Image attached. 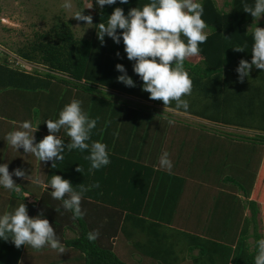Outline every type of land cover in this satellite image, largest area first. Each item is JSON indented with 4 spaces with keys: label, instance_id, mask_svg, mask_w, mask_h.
I'll return each instance as SVG.
<instances>
[{
    "label": "crops",
    "instance_id": "0c3cea01",
    "mask_svg": "<svg viewBox=\"0 0 264 264\" xmlns=\"http://www.w3.org/2000/svg\"><path fill=\"white\" fill-rule=\"evenodd\" d=\"M186 60L193 65H199L203 57L199 54V56ZM233 74H237V72L234 71ZM189 76L192 80V92L184 99H201L199 104H202L205 102L202 98L207 93V81L203 78L201 80L203 83L197 84L198 77L195 73L192 72ZM226 76V78H231L228 77L229 75ZM43 92L45 91L33 92L29 98H25L23 94V97L28 102L38 104L42 114L48 118L49 103H55L56 108L61 94L54 99L53 96L49 98V95L39 98L38 95L44 94ZM109 92L134 99L137 106L129 104L131 107L128 106V108L136 113L141 111L139 106L148 105L154 109L146 118L148 123L130 124L126 120L131 117L127 116L121 123H113L103 138L108 142L109 155L111 154L115 158L130 159L134 163H143L154 168L151 185L148 188L149 193L142 208L139 200L140 187L137 183L141 184V181L144 180L141 178L150 175L149 169L136 165L130 168L128 163L119 162L117 158L110 157L109 165L99 170L89 171L90 162L85 159L86 155L81 153L78 157L73 155L62 167V171L59 170L56 173V175L70 180L77 191L81 187L87 189L81 202L82 209L86 214L82 219L74 220L71 212L63 210L61 201L51 197L52 189L45 187L52 178L51 162H41L40 166L38 164L40 161L35 156L24 153L22 148L18 150L19 152L16 151L5 140L7 133L18 130L19 123L25 120L39 125L34 133L36 142L49 134L46 123L36 124L37 114L34 107L29 108L30 114L24 116L27 111L17 106L21 113L20 115L16 114L14 118L12 115L3 114L0 108V163H8L10 172L21 167L27 174L42 180L43 184L35 185L26 179L13 176L14 181L20 185V191L11 192L0 188V214L14 210L21 202L27 205L30 217H35L42 212L53 226L58 238L66 246V251L68 248H75L68 244L70 241L81 237L82 234L87 235L89 232L98 230L100 235L94 242H97L99 246L111 248L119 260H126L131 264H152V261L149 260L151 257L162 259L163 263L161 264H177L178 260L176 259L183 258L188 259L187 264H238L243 229L245 231V228L248 227L247 235H249L251 226L252 235L254 234V223H248L251 216L248 200L251 199V196L245 195L244 191L241 194L239 189L228 185L229 183L225 181L224 177H220L218 180V176L214 172L204 173L210 170L205 169L207 165L226 162L222 153L215 147V138L230 149L232 157L237 148L245 147L243 141L246 142L247 139L244 138L245 140L241 141L226 137L224 133L218 131L211 133L206 128L202 129V124L229 127H233L234 124L228 120H224L225 123L224 121L208 120L197 113L198 109L195 113V109L191 108L189 101L188 110L177 111L175 102L164 105L160 100H148L118 90L110 89ZM40 99L43 100L42 104L39 102ZM24 102L26 103V101ZM213 103V107H219V105L216 106V101ZM9 106L11 110L12 106L10 104ZM120 109L125 113L123 106ZM160 109L168 116L182 117L185 121L173 119L175 124L169 125L164 121L166 116L163 120L161 119ZM176 128H179L178 133ZM108 129L102 127L101 132L95 131L96 136L92 133L89 143L95 141L96 138L101 141V135ZM156 131L158 132L156 133ZM186 133L191 137L186 139L187 146L183 148L185 145L183 138ZM60 136L64 135L60 133ZM144 138H147L145 142ZM206 147L211 150L212 158L196 159L199 166L195 167L194 173L198 175L193 176L191 172L193 167L190 162L196 156L199 157L201 155L199 153ZM170 150L184 152L186 159L181 157L180 159L188 163L187 172L184 168L177 167L176 161H174L176 156L172 157L171 154L170 159L173 162L171 174L159 168L161 154L165 151L169 153ZM262 161L263 158L257 174L254 175L253 181L255 182ZM78 165L82 168V173L76 171ZM187 176L190 178L189 180ZM228 181L233 183L231 180ZM253 181L248 184V188L254 187L255 182L253 183ZM97 183L100 187H93ZM236 186L238 187V185ZM26 195L28 197H25ZM258 206L259 215L262 218L263 204L258 202ZM131 207L138 208L140 211H131ZM55 209H59V211ZM139 235H146L147 239H137L136 236ZM140 242L142 243L141 250ZM177 242H180V246L176 244ZM135 245L138 250H144L145 254L136 257L135 262H131L125 252L136 251ZM184 248L196 251L197 254L188 253L184 256L182 252L186 251L183 250ZM176 249L179 251H174ZM75 250L77 251L72 252L73 257L69 261L66 251L59 255L47 247L36 251L31 247L23 246L18 264H85V254L78 249Z\"/></svg>",
    "mask_w": 264,
    "mask_h": 264
},
{
    "label": "clouds",
    "instance_id": "9594fccd",
    "mask_svg": "<svg viewBox=\"0 0 264 264\" xmlns=\"http://www.w3.org/2000/svg\"><path fill=\"white\" fill-rule=\"evenodd\" d=\"M117 3L127 5L130 0H95L100 9ZM62 6L71 9V0H64ZM92 7L93 3L88 8ZM83 10L76 12L72 18L93 25V17L84 15ZM243 11L258 22L264 17V0H253L251 4L245 2ZM203 15L201 0H148L140 7L130 8L127 14L122 7H115L111 15L107 16L106 23L98 24L97 38L101 45L105 43V37L111 38L117 45L123 42L126 57L134 62L133 72L142 81V91L149 93V99L160 100L164 105L175 102L177 111H186L189 102L184 97L191 95L192 80L185 70V61L199 56L200 45L207 41L208 25L202 18ZM251 37V62L241 59L235 69L241 81L249 77L253 67L264 70V28L258 27L256 23ZM232 48L243 52L247 45H235ZM117 56H120L119 52ZM19 61L27 66L21 67L27 72L33 69L48 71L42 64H33L24 59ZM115 67L122 73L116 78L118 82L127 87H136L123 64L117 63ZM81 105V101L74 99L64 106L57 119L46 120L44 123L49 134L39 142H36L34 135L39 125H34L30 120L20 122L18 130L7 133L5 140L16 151L22 148L24 153L32 154L40 163L50 161L54 169L58 161L64 160L66 149L79 150L82 153L87 151L85 159L90 162L89 171L102 169L110 164L108 146L100 141L89 143L98 117L90 118ZM168 123L174 125L175 121L170 119ZM62 130L69 138L67 143L60 136ZM159 168L169 174L172 172L173 162L167 151L159 158ZM76 171L82 173L80 165ZM13 176L26 179L35 185L43 184L42 180L27 174L21 167L10 172L8 163H0V188L11 192L20 191V185L14 181ZM45 187L52 189L51 197L61 201L63 210L71 212L74 220L84 217L86 213L81 202L86 188L81 187L77 191L71 181L61 175H52ZM93 187L99 188L100 185L97 183ZM99 235V231L94 230L87 234V238L94 242ZM0 240H10L16 248L28 246L39 251L47 247L59 255L66 251V246L43 213L30 217L27 205L23 202L14 210L0 214ZM254 264H264V238L256 241Z\"/></svg>",
    "mask_w": 264,
    "mask_h": 264
},
{
    "label": "trees",
    "instance_id": "16d2710c",
    "mask_svg": "<svg viewBox=\"0 0 264 264\" xmlns=\"http://www.w3.org/2000/svg\"><path fill=\"white\" fill-rule=\"evenodd\" d=\"M147 2L148 0H130V3L127 5L117 3L116 5L105 6L103 9H100L94 3V12L91 13L87 10L83 11L84 15H91L93 17V26L88 36L77 38L71 30L69 23H63V21H61L56 24L50 33L45 31L41 33L40 38H36L28 47H22L16 50V54L20 58L33 64H42L48 68V71L34 69L31 72H27L25 69H20L21 67H12L6 62L5 58L2 59V57H0V90H15L17 91V96L24 100L23 94L25 91H31L30 93H33L44 91L45 88H49L51 89L49 94L51 96H49V98L53 96L54 99V97H59V94H61L60 89H57L58 84L55 83L58 79L61 83L69 85L68 88L70 89H66L68 93H71L72 89H77L78 91L80 88L81 92H84L90 97L91 113H89V117H98V123L94 129L95 131L101 132L103 126H105L104 129H108L115 122L121 123L123 119L134 111L128 108L126 104L121 105L115 102L113 96L106 95L107 90L113 89L140 98L148 100L153 99H149V93L142 91V81L133 72L134 62L127 59L123 42L121 41V43L117 45L111 38L105 37V43L101 45L97 38L98 24L101 22L106 23L107 16L111 15L115 7H122L125 14H127L130 8L140 7ZM245 2L251 4L253 0H225L224 7H219L215 0H201L204 7V15L202 18L208 25L206 29L207 41L200 45V55L203 57V60L199 65H193L186 60L185 70L190 73H195L196 77H198V79H196V81H198L197 84L203 83L201 81L203 78L207 81L206 96H216L222 91V88L226 86V75H228V73L225 72L226 68L235 71L241 59H246L251 62V33L256 27V23L258 27L264 28V18L255 22L250 14L243 11ZM45 38L48 39L44 41ZM245 44L247 48L243 52H237L232 48L235 45L243 46ZM117 52L120 53L119 57L117 56ZM117 63L125 66L128 74L132 76L135 81L136 87H127L123 83L117 81L116 78L122 74L116 70L115 66ZM54 72L64 74L68 76V78H59ZM252 73L259 76L264 83V70L255 69L253 67ZM221 74H223L224 77H222ZM260 88L264 91L263 86ZM258 90L261 92L260 89ZM102 93L105 95L101 96ZM243 105H246L248 108L247 114H251L252 111L257 112L258 108H263L264 111V96L260 99V105L258 107L251 99L241 102L240 107ZM122 106L125 109V113L120 109ZM197 113L206 117L208 120L221 121L205 113L199 111H197ZM233 124L241 126V123L235 122ZM108 131L109 129L101 135L102 139L100 141L106 145L108 142L103 138ZM253 138L259 144L264 145V134L247 137L246 139L252 140ZM62 139L65 140V143L69 141L67 138ZM81 153L82 152L79 150L68 151L66 149L64 160L58 161L56 168H52L51 177L52 175H56V173H58L57 171H62V167L73 155H77L78 157ZM82 154L88 155V152L85 151ZM110 157L114 156L110 154ZM116 158L119 162L128 163L130 168L136 165L141 168L149 169L150 175L146 178L142 177L141 179L144 180H140L141 184L137 183L138 187H140L139 200L141 201L140 207L142 208L149 193L148 188L149 185H151L154 168L143 163H134L130 159ZM116 158L114 157L112 159ZM230 180L235 184L239 183L235 179L230 178ZM254 182L255 181H253V183ZM242 189L245 195L251 196V199L248 200L251 211L248 223H254V243L251 248L248 244L243 245L249 236L247 235L249 228H245L240 243L238 264H254L256 241L260 238H264V235L257 231V216L260 212L258 202H261L264 207V157L254 188L252 189L246 186ZM130 210L135 212L140 211V209L132 207ZM262 223L264 226V210L262 212ZM68 244L85 254V264H125L123 261L119 260L111 248L99 246L97 242L89 241L87 235L82 234L81 237L75 238ZM22 248L23 246L16 248L10 240H0V250H2V252H0V264H18Z\"/></svg>",
    "mask_w": 264,
    "mask_h": 264
},
{
    "label": "rangeland",
    "instance_id": "374dc122",
    "mask_svg": "<svg viewBox=\"0 0 264 264\" xmlns=\"http://www.w3.org/2000/svg\"><path fill=\"white\" fill-rule=\"evenodd\" d=\"M216 4L219 7H224L225 0H215ZM64 0H0V57L2 59H6V62L11 65L12 67H22V65L26 66L24 62L19 61L22 60L18 57L16 54V50L18 48L22 47H28L32 42L36 40V38H40L41 33H44L45 31L51 32L52 29L56 26L57 23L63 21V23L68 22L70 25L71 30L75 34L77 38L86 37L91 33L92 24H86L84 21H78L75 18H71L76 12L87 10L89 12H94V3L95 0H71L72 8L71 9H65L63 8ZM93 3L92 8L91 7ZM96 5V4H95ZM83 10V11H84ZM264 17H262L260 20H262ZM65 21V22H64ZM83 26V27H82ZM48 39V38H47ZM46 38L44 41L47 40ZM21 65V66H20ZM27 67V66H26ZM23 68V67H22ZM20 68V69H22ZM34 70V69H33ZM32 71V70H31ZM225 72L228 73V77L226 79V86L222 88V91L216 96H208L203 97L205 102L202 104H199L202 100H197L196 98H185L188 99L190 102L191 108L198 109L199 112L205 113L208 116H212L215 118L220 119L221 121L228 120L232 123H241V126L232 125L233 127L229 126H217V125H210V124H202V129H207L208 132H220L224 133L226 137H231L235 139L245 140L246 137H253L257 134H264V111L263 108H258L257 112L252 111L251 114H247L248 108L246 105H243L240 107L241 102H245L246 100H252L257 107L260 105V99L264 96V91L261 90V86L264 87V83L257 76L256 74H253V69L250 72L249 77H246L243 81L238 79V74H233L234 71L230 68H226ZM231 74V75H230ZM252 75V76H251ZM59 78H67V76L64 75H58ZM222 77L223 74H221ZM56 84H58V88L61 91L60 101L55 108V103L52 102L49 103V111H48V118L42 114V111L37 106L38 104L28 102L26 99V103L21 99L17 97V91L15 90H0V108L3 111V114H8V116H16V114L20 115L21 111L20 109H17V106L21 107V109L26 110L27 112L24 113L25 115L30 114L29 108L34 107L36 109V124L39 122H45L46 120H55L59 117L60 111L64 108L65 105L69 104L72 100L76 99L82 102V109L84 112H86L89 116V113H91V101L90 97L87 96L84 92H81L80 88L78 89H72L71 93H68L66 89L69 85L61 83L60 80L55 81ZM260 89L261 92L258 90ZM44 94L38 95L39 98L48 97L50 94L51 89L45 88ZM65 91V92H64ZM31 92V91H30ZM64 92V93H63ZM30 94L28 91L24 92L25 98H29ZM98 95V94H97ZM105 94H101L103 96ZM106 95L113 96L115 99V102L120 103L121 105L126 104L127 106H137L136 101L134 99L128 98L127 96H120L119 93H113L109 92L107 90ZM51 96V95H49ZM118 99V100H117ZM222 101H221V100ZM113 101V102H114ZM216 101L217 105L219 107H213V102ZM221 101V104H220ZM40 104L43 103V100L40 99ZM138 103V102H137ZM12 106V109L10 110V106ZM141 104V103H140ZM143 105V104H142ZM131 107V106H129ZM141 111L139 112H131L129 114V117L126 121L130 124H135V122H141V123H148L146 121V118L150 116L152 113L151 111L154 110L150 106H139ZM160 117L163 120L164 116L166 121L165 123H168V120L178 119L183 120L182 117L178 116H168L166 113H163V110L160 109ZM35 114V115H36ZM33 116V114L31 113ZM34 115V116H35ZM42 116L43 118H41ZM203 122V121H202ZM14 124V122H13ZM11 126V125H8ZM105 127V126H103ZM179 128H176L177 133ZM158 131H156L157 133ZM63 138H68L67 135L64 133V131H61ZM93 135L96 136L95 130H93ZM257 133V134H256ZM185 138V145L183 148H185L187 145V138H190V134L186 133L184 134ZM40 136V135H39ZM215 137H218L215 135ZM42 138V137H41ZM147 138H144L143 141L145 142ZM95 141H98V138L95 139ZM215 147L216 149L222 153L224 160V164L222 162L216 164L212 163L211 165H207L205 169H210L204 174H207L209 172H214L218 176V180L220 177H224L225 181L228 182V185L234 186L236 189H239L241 194L244 191L242 188L248 186V184L252 183L254 175L257 174V170L259 168V165L261 163V160L264 156V146H260L258 142L255 140H246L243 141V145L240 149L237 148V150L234 151L233 157L231 156V151L229 148H227L225 145H223L221 141H218L215 138ZM247 143V144H246ZM174 149H177V147H174ZM177 153V154H176ZM171 154L172 157L174 155L175 157L174 161H176L177 167H182L187 172V164L183 160L180 159H186L184 152H180L177 150H170L169 155ZM199 157H195V159L190 162L192 165V174L193 176H197V173H194L195 167L199 166L196 159H203L205 157H211V150L208 149V147L205 148L202 152H200ZM207 154V156H206ZM217 156V155H215ZM218 161V160H217ZM41 166V163H38ZM223 164V165H222ZM202 165V164H201ZM229 178V179H228ZM235 179L239 183L236 184L238 187L231 183L230 180ZM187 179L190 178L187 176ZM256 180V179H255ZM226 185V184H225ZM242 187V188H241ZM254 188V187H253ZM252 188V189H253ZM251 189V190H252ZM259 215V214H258ZM258 219V232L260 234L264 235L263 232V223L262 218L257 216ZM244 232V229H243ZM137 239H147L146 235H139L136 236ZM135 239V240H137ZM125 243V242H124ZM254 243V237L252 235V227L250 226V234L248 236L247 241L243 244H248L251 248V246ZM178 246H180V242L176 243ZM139 247L141 250L142 243H139ZM201 243L199 244V246ZM76 248H68L66 252L67 258L70 261L73 257L72 252L77 251ZM133 253L125 252L128 259L131 260V262H135L134 259L136 257H141L143 254H145L144 250L140 251L136 248V245L134 246ZM182 251L183 255L186 254H197L196 251H190L187 250V248H184ZM179 251V250H174ZM150 258V257H147ZM149 260L152 261V264H161L163 263L162 259L160 258H154L151 257ZM177 264H187L188 259H176ZM175 261V260H172ZM125 264H131L129 261L124 260Z\"/></svg>",
    "mask_w": 264,
    "mask_h": 264
},
{
    "label": "bare ground",
    "instance_id": "6f19581e",
    "mask_svg": "<svg viewBox=\"0 0 264 264\" xmlns=\"http://www.w3.org/2000/svg\"><path fill=\"white\" fill-rule=\"evenodd\" d=\"M72 18V17H71ZM65 22V21H64ZM83 27V26H82ZM67 32V31H66ZM70 47V46H69ZM83 221V220H82ZM68 245V244H67Z\"/></svg>",
    "mask_w": 264,
    "mask_h": 264
}]
</instances>
